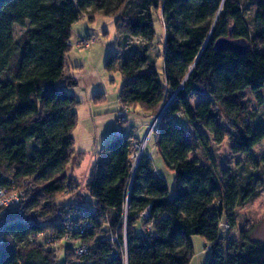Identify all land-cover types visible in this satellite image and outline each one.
Wrapping results in <instances>:
<instances>
[{"label":"trees","instance_id":"obj_1","mask_svg":"<svg viewBox=\"0 0 264 264\" xmlns=\"http://www.w3.org/2000/svg\"><path fill=\"white\" fill-rule=\"evenodd\" d=\"M252 2L253 28L240 0H0V189L25 196L0 213V264H190L193 237L211 245L206 264H264V242L252 239L250 229L229 236L237 208L259 194L264 163L249 159L257 169L246 174L219 172L210 150L228 137L229 150L249 158L264 140V127L249 122L255 113L246 99L249 92L264 102V0ZM157 11L165 40L162 78L150 52ZM84 15L116 19L123 55L112 52L104 65L124 79L120 107L148 119L166 104L152 142L175 190L170 195L166 180L154 174L151 157L143 154L134 170L132 128L113 134L86 185L91 206L82 203L86 213L78 216L94 228L71 233L75 247L60 252V263L55 243L68 232L63 210L73 207L57 198L73 194L77 183L66 171L81 103L66 63L72 27ZM224 37L247 39V53L215 49ZM130 38L141 45H129ZM104 94L91 100L102 102ZM197 151L204 162L191 156ZM138 222L142 233L134 229ZM123 240L126 260L118 249ZM82 244L87 254L75 256Z\"/></svg>","mask_w":264,"mask_h":264},{"label":"rangeland","instance_id":"obj_2","mask_svg":"<svg viewBox=\"0 0 264 264\" xmlns=\"http://www.w3.org/2000/svg\"><path fill=\"white\" fill-rule=\"evenodd\" d=\"M240 3H242L243 8L245 9L244 13L246 20L248 21V25L253 28L254 6L252 0H240ZM154 18V29L156 35L155 42L150 51L152 54L151 60H155L156 70L162 78V66L164 63L162 54L164 52L163 48L165 40L164 29L162 27L163 21L159 11L155 12ZM115 23L116 19L111 16L105 17L99 15L93 20H89V18L84 15L72 27V36L69 42L71 44V51L68 54L69 56L67 58L66 64L68 74L76 78L78 81V86L73 90V93L76 94V99L81 101V103L75 109L78 114V126L72 133L74 137L75 152L69 165L67 166L66 175L68 179L73 178L77 181V183H75L73 194L58 196L57 202L60 204L71 205L72 207H75V205L84 207L82 203H88L89 206H91V200L88 189H86V185L89 180V176L93 172H91L90 165L98 155L94 154L96 152L94 149L88 153H80L78 149L80 147L85 148L86 144L90 146L95 138L97 139L100 136L102 137L104 132L107 134L108 131L114 127V123L112 122L111 118L114 116L116 110H118V112H116L117 115L115 119L117 124L116 126L121 132L129 130L125 128L128 123L126 118L127 114H129V116L139 115L138 120L147 122L145 127L137 124L136 126L131 127L132 129L130 128L135 135V139L132 143L138 145L137 147H134L133 145L132 152L133 154L139 155V150L141 147H143V153L144 151L150 149L153 143V136L155 135L157 129L153 130L150 134L148 128L150 125L155 127V123L152 121L158 117L163 109L165 110L166 108L165 104V106H163V108L160 109L158 113L151 115L147 119L139 109L133 111L134 109L132 108L133 110L130 111L127 108L120 107L118 94L122 88L121 86L124 83V79L120 74L119 69L113 72H108L106 71L104 65L106 59L112 54V52L120 51L122 53L123 51V37H119L118 31H116ZM19 31V29H16V34H18ZM128 44L131 46H140L141 42L137 38H130L128 40ZM102 93H105L104 100L102 102L91 104L95 115L92 120H89V113L87 111L88 105L90 104L89 98L91 95L94 96ZM246 99L248 100L249 110L255 113V116L252 117L249 122L255 130H259L261 127H264V102L261 104L256 103L249 92L246 94ZM197 100L198 97L194 95L191 98V103L193 104L197 102ZM121 112L126 113L120 117L118 114ZM178 114L180 115V113ZM120 119L122 121H119ZM180 123L182 124L183 121H180ZM210 150L212 151L215 161L218 164L219 172L223 169H228V172L230 173L239 172L240 174H246L247 171H251L254 168L257 169V166H254L252 161L250 162L249 159L258 160L259 163L261 162V164L264 163V140L252 148L249 158L242 154H233L231 150H229L228 137H226L225 141L220 145L211 144ZM195 154L199 156L201 161H205L203 153L197 151L192 153L191 156H194ZM134 164L135 162H132V165ZM137 166L134 165V170H136ZM155 166L156 169L159 168L157 164H155ZM163 168L166 171L163 175L165 176L167 186H169V191L172 193L174 190V175H172V173L167 168ZM72 170H74V174L72 173ZM86 172H88L87 175L83 176V174ZM259 172L262 174V182H259L256 187V190L259 194L253 199V201L237 208L236 225L232 228V230L229 231L230 237H237L240 230L243 231V229H250L252 239L264 242V171L263 169L259 168ZM71 174L72 176H70ZM73 175L79 177L74 178ZM80 220L83 219L65 220L68 232L63 235L62 241L59 240L57 244L55 243V247L59 250L58 258L60 263L64 262L65 260L63 253L60 252H62L66 246L75 247V240L71 237L69 226H71V224H73L75 221ZM134 228L136 232L142 233L138 224H136ZM221 233H224V229L221 230ZM192 241L194 244L195 254L191 259L190 264H206V261L210 256L209 250H206V242L203 246L204 243L200 237H193ZM124 246L126 245L121 243V246L118 247L119 251H122L123 255L125 248ZM77 248L74 252L75 255Z\"/></svg>","mask_w":264,"mask_h":264},{"label":"built area","instance_id":"obj_3","mask_svg":"<svg viewBox=\"0 0 264 264\" xmlns=\"http://www.w3.org/2000/svg\"><path fill=\"white\" fill-rule=\"evenodd\" d=\"M163 111H164V109L161 111V113L158 115V117H156L152 121V122L155 123V127L150 125V127L148 128V131L150 132V134H151V132L153 130L157 129V127L159 125V122H160V117H161V114H162ZM124 113H126V112H123V113L121 112V113L118 114V116L121 117V115H124ZM177 116L179 117L180 115L177 114ZM119 121H122V120L120 119ZM152 128H154V129H152ZM120 132L121 131L118 128L115 130L116 134H120ZM133 145H134V147L138 146V145H135V143ZM139 147H141V146H139ZM142 150H143V147H141V149L139 150V155L133 154V152H132L131 159H132L133 163L135 162L134 165H136V166H137V164L139 163V160L141 159V157L144 154L142 152ZM134 165H133V168H135ZM24 200H25L24 193L22 191H20V190L7 191L6 189L5 190L4 189H0V213L5 211L7 208L20 206L21 202L24 201ZM63 213H64V217L66 219H73V220H75V219H83V220H80V221H75L73 223L74 225L71 224V226H69L71 233L77 232L79 235H83V234H86V232L90 231L94 227V223H92L90 221V219H88L87 217L78 218L79 215H85V213H86L85 209L83 207H81V206L73 207L72 211L70 210V208L69 209H65V211L63 210ZM125 218H126V216H124V220H125ZM141 221H142V224H143V228L147 232L151 231V225H150L151 223L148 221V212L147 211L142 212ZM112 241H115L116 243H118V241H117V239L115 237H112ZM3 244H4V238L0 234V245H3ZM123 244H125V240H123ZM204 245H205V243L203 244V246ZM124 247H125L124 248V259L126 260V255H125L126 254V246H124ZM210 247H211V245H209L206 242V250L210 251ZM85 254H87V246L82 244V245H80V247L77 248L75 256H80V255H85Z\"/></svg>","mask_w":264,"mask_h":264},{"label":"crops","instance_id":"obj_4","mask_svg":"<svg viewBox=\"0 0 264 264\" xmlns=\"http://www.w3.org/2000/svg\"><path fill=\"white\" fill-rule=\"evenodd\" d=\"M162 71H163V66H162ZM93 94V93H92ZM76 95V94H75ZM93 95H91V97H92ZM91 97L89 98V100H90V104L88 105V119L90 120H92V118L94 117V110L92 109V107H91V104H93L94 102L91 100ZM119 101V100H118ZM120 105V104H119ZM118 109V108H117ZM116 112H118V110H116ZM116 112H115V114H114V116L111 118V120H112V122L114 123V127L110 130V131H108V133L106 134V132H102L103 133V135H102V137L100 136V137H98L97 139L95 138V140L92 142V144H90V146L88 145V144H86V146H85V148H79L78 149V151L80 152V153H82V152H84V153H88V152H91V151H93V149L96 151L94 154H97L98 156H97V158L91 163V165H90V167H91V172L95 169V168H97V166L100 164V162H101V160L105 157V155H103V153H102V147H103V145H104V141H106V140H108V139H110V138H112L113 137V134H114V131H115V129H116V121H115V119H116ZM127 117V120H128V123H127V125H126V129H130L131 127H134V126H136L137 124H139L140 126H143V127H145L146 126V124H147V122H144V121H142V120H138V118H139V115H134L135 116V118H134V116H129V114H127L126 115ZM144 155L145 156H148L149 158L151 157V159H152V164H153V168H154V174L157 176V177H160V178H164L165 179V176L163 175V174H165V169L163 168V167H165L166 168V166H165V164H163V161H162V159L159 157V155H158V153H156V151H155V148H154V143H152V145H151V147H150V149H148V150H146V151H144ZM154 161H155V164H157L158 165V167L159 168H157L156 169V166H155V164H154ZM158 169H159V171H158ZM73 172V174H74V170H72ZM88 171V170H87ZM90 172V173H91ZM87 173L88 172H86L85 174H83V176H86L87 175ZM70 176H72V174L70 175ZM73 177L74 178H77V177H79V176H75V175H73ZM174 190H175V186H174ZM174 190H173V192L171 193L170 191H169V193H170V195H173L174 194ZM138 225H139V229H140V231H142V228H141V225H140V223L138 222L137 223ZM135 229V228H134ZM202 241H203V243H205L206 241H204L203 239H202Z\"/></svg>","mask_w":264,"mask_h":264},{"label":"water","instance_id":"obj_5","mask_svg":"<svg viewBox=\"0 0 264 264\" xmlns=\"http://www.w3.org/2000/svg\"><path fill=\"white\" fill-rule=\"evenodd\" d=\"M232 30L230 29L229 35L231 34ZM249 42L247 39L244 38H230L224 37L219 38L215 44L214 48L217 50H229L233 53H237L239 55H245L249 49Z\"/></svg>","mask_w":264,"mask_h":264}]
</instances>
